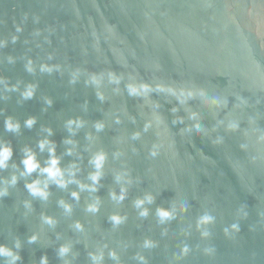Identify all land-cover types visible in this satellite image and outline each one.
Here are the masks:
<instances>
[{"label": "water", "instance_id": "1", "mask_svg": "<svg viewBox=\"0 0 264 264\" xmlns=\"http://www.w3.org/2000/svg\"><path fill=\"white\" fill-rule=\"evenodd\" d=\"M0 144L18 264H264V0H0Z\"/></svg>", "mask_w": 264, "mask_h": 264}, {"label": "clouds", "instance_id": "2", "mask_svg": "<svg viewBox=\"0 0 264 264\" xmlns=\"http://www.w3.org/2000/svg\"><path fill=\"white\" fill-rule=\"evenodd\" d=\"M132 92L135 93V89H131ZM31 90H29L27 93H25L26 96H31ZM29 125H31L33 123V121L29 120L27 122ZM19 125L14 124L10 119L6 121V129L10 130V131H14L16 129H18ZM44 143H42L40 145V147L43 149L44 148ZM13 156V150L10 146H8L7 144H0V168H6L8 166V163L10 162L11 158ZM104 157L103 155H100L96 158L95 160V164L96 167L99 169L101 167V163L103 161ZM23 165L26 169V172L28 174H31L33 172H35L38 168H39V164L36 162L34 155H32L31 153L27 154L26 158L23 160ZM51 166L47 167V168H43L42 171L44 173H47L48 177L53 179V180H57V177H59L61 175L60 169L57 167L58 161L53 159L51 160ZM99 178V174L94 175L92 177V179L94 181H96ZM11 183L15 184L16 183V177L13 176L11 179ZM57 183L61 184V186H63V183L61 180H57ZM39 181H37L36 183L33 184H29L27 185L28 189L30 190L31 194L34 196H40L42 198H47V194L46 192H44L43 190H41L38 187ZM6 192H0V195H6ZM75 195V194H74ZM149 200H151V198H149ZM96 209L90 208V211H95ZM160 216L162 218L167 217L168 213L164 212V211H160ZM113 219L117 220V222H119L118 218L113 217ZM211 217H204L203 220L201 221L202 223L205 222H210ZM48 224H52L53 221L51 219H46L45 221ZM77 227H79V225H77ZM37 239L36 236H32L30 238V243L31 242H35ZM19 248H20V244L19 242H17L13 248H9L6 245H0V264H4V262L6 261L7 264H18V262L21 260V257L19 255ZM70 247L68 246H62L59 249V255L63 258L66 255H68V253L70 252ZM185 251H187V249H185ZM114 255V254H113ZM94 260H99L100 257H93ZM41 264H47V258H42L41 260Z\"/></svg>", "mask_w": 264, "mask_h": 264}]
</instances>
